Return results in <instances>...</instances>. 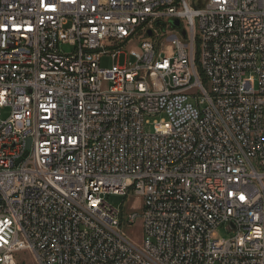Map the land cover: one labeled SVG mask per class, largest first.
Masks as SVG:
<instances>
[{"label": "built area", "instance_id": "built-area-1", "mask_svg": "<svg viewBox=\"0 0 264 264\" xmlns=\"http://www.w3.org/2000/svg\"><path fill=\"white\" fill-rule=\"evenodd\" d=\"M0 167L264 169V0H0ZM129 195L143 213L124 218L107 199ZM139 218L141 245L126 233ZM223 225L235 236L216 239ZM22 251L264 264V186L0 185V264Z\"/></svg>", "mask_w": 264, "mask_h": 264}, {"label": "bare ground", "instance_id": "bare-ground-1", "mask_svg": "<svg viewBox=\"0 0 264 264\" xmlns=\"http://www.w3.org/2000/svg\"><path fill=\"white\" fill-rule=\"evenodd\" d=\"M6 184H224L264 186V169L0 167ZM106 198V189H99Z\"/></svg>", "mask_w": 264, "mask_h": 264}, {"label": "rangeland", "instance_id": "rangeland-1", "mask_svg": "<svg viewBox=\"0 0 264 264\" xmlns=\"http://www.w3.org/2000/svg\"><path fill=\"white\" fill-rule=\"evenodd\" d=\"M205 1L206 0H190V3L193 5V3L195 2L197 3V5H200V4L203 5ZM140 36L138 40L142 39V37ZM138 48H139L138 43H135L134 45H132V47L126 49V52L128 53L131 50H138ZM60 50L64 53H71L73 51V47L65 45V46H61ZM116 64L119 66H124L126 64V61L123 57H121L119 60H113L111 56H105L102 58L100 66L101 68L110 69ZM191 102L194 103L193 101ZM9 115H10V111L8 109H5L2 111L3 119H6L7 117H9ZM161 120H162V117H157V118L151 117L150 125L146 127V131L148 133H153L154 132V122L161 121ZM107 200L112 206L119 208L123 212L124 218H127L128 215L132 212H136L140 215L143 213V199L142 198H139L133 195H129L127 197L110 196L108 197ZM142 227H143V221L141 218H139L135 225L126 229V233L129 236V238L133 242L137 243V245H141L143 241ZM234 236H235V233L228 229V225H223L220 228H218L216 231V239L218 240H229ZM16 258L18 260V264H37L33 256L29 252H26V251L19 252L16 255Z\"/></svg>", "mask_w": 264, "mask_h": 264}, {"label": "water", "instance_id": "water-1", "mask_svg": "<svg viewBox=\"0 0 264 264\" xmlns=\"http://www.w3.org/2000/svg\"><path fill=\"white\" fill-rule=\"evenodd\" d=\"M171 24H172V26H173L174 28H180V26H181V25H180V22L177 21V20L172 21ZM156 26H157V27L162 26V27H163V30L165 29V25H164L163 23L158 22V23L156 24ZM152 35H153V32H152V31H149V32H148V37H152ZM184 36L186 37V34H185V33H184Z\"/></svg>", "mask_w": 264, "mask_h": 264}]
</instances>
